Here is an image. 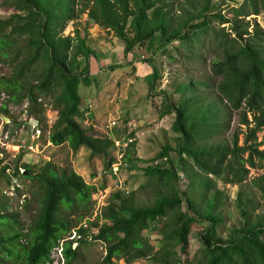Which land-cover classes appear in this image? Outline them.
Masks as SVG:
<instances>
[{"label":"trees","instance_id":"16d2710c","mask_svg":"<svg viewBox=\"0 0 264 264\" xmlns=\"http://www.w3.org/2000/svg\"><path fill=\"white\" fill-rule=\"evenodd\" d=\"M213 1L201 0V4L196 3L200 4L198 9L192 6L193 11L182 10L174 25L170 14L176 0H1L0 7L12 12L0 19V64L6 63L11 68L8 77L0 76V92L7 93L15 106L26 99L28 115L41 125L46 117L42 116L40 98L56 91L52 109L57 116L47 132V140L53 146L67 144L73 153L85 147L90 152V161L104 159L102 171H108L114 161L110 153L112 141L97 137L93 130L81 128L78 123L82 116L78 88L90 82L87 75L76 73L74 66L79 58L88 60L95 52L86 46L77 30L73 40L62 36L67 24L86 12L92 23L112 31L124 42L125 56L145 43L148 50L155 47L164 51L169 44L179 42L190 53L186 56L189 60H198L193 50L197 49V43H205L210 34V40L223 52V59L214 60L211 67L218 83L214 85L206 77L173 88L169 95L178 94V100L174 103L168 96L164 107L174 116L172 131L179 135L177 150L173 153L171 148L163 147L157 158L166 157L169 168L150 166L144 173L169 185L170 177L177 178L173 153L189 179V190L194 189V193L199 189L202 199L214 187L212 178L242 185L250 169L264 166V150L259 149L264 140L258 142L257 137L264 128V29L246 20L261 13L264 0H243L230 9V17L222 15L220 10L209 14ZM158 79L159 72L153 67L150 91ZM199 87L209 91L208 98ZM234 114L245 132L240 130L228 142L223 141ZM132 145L133 142L128 146ZM188 161L196 172L188 167ZM12 176L38 180L43 194L40 210L25 232L20 229L0 233V264L7 260L12 264L51 263V250L74 228L61 217L62 209L75 212V207L87 205L95 188L85 184L72 170L59 171L51 163H46L35 175L30 165H16ZM95 176L96 172L92 174ZM251 183L264 196V172ZM219 203L220 192L215 191L207 203L209 213L204 216L211 225L199 238L205 251V264H264V219L252 223L239 198L237 207L243 226L232 230L224 241L216 236L219 219L211 214ZM6 208L4 205L3 209ZM192 211V201L183 199L177 191L159 197L151 206H136L132 195L116 192L110 196L101 216L107 224L93 225L96 232L92 233L90 228H79L81 238L77 245L86 243L88 232L92 240L105 244L108 258L97 264H113L115 259L124 260L123 264L134 259H147L149 264H182L175 247L186 253L190 226L196 222ZM167 214L173 215L168 225L172 229L159 244L158 253H152L153 246L143 233ZM0 221L19 225L9 213L0 215ZM77 251V246L73 248L66 242L64 264H72Z\"/></svg>","mask_w":264,"mask_h":264},{"label":"rangeland","instance_id":"374dc122","mask_svg":"<svg viewBox=\"0 0 264 264\" xmlns=\"http://www.w3.org/2000/svg\"><path fill=\"white\" fill-rule=\"evenodd\" d=\"M197 2L202 3L201 0H176L170 14L174 25L182 10L193 11L192 6L198 9L200 4H196ZM242 2L243 0H214L209 14L220 10L222 15L230 17L228 14L230 9L239 6ZM77 8H80L79 4ZM11 12L0 7V19L8 17ZM246 20H250L251 23L256 22L264 29V9L258 16L251 15ZM213 25L217 28L215 24ZM75 30L84 37L86 46L95 52V56L88 60L79 58L74 66V71L87 75L90 82L88 86L81 85L78 88L82 99V116L78 119V123L81 128L93 130L97 137L111 140L113 144L110 153L112 156L123 153L126 167L121 168L117 176L110 179L108 174L102 171L105 160L96 158L93 162L90 161V152L85 147L73 153L67 144L53 146L47 140V132L57 116L56 111L52 109L56 91L40 98L44 108L42 116L45 115L46 122L39 124L38 152L33 154L25 149L17 151L14 145L19 139L22 138L26 144H29L28 127L22 128L21 123L18 122L20 116L14 109L15 105L11 103L7 93L0 92V215L9 213L19 224L14 226L12 221L5 223L0 221V233L6 234L20 229L25 232L40 210L43 189L39 181L13 177L16 165L18 167L22 164L30 165L32 174L35 175L42 171L46 163H51L59 171L65 168L72 170L82 178L85 184L95 188L91 194V201L87 205L75 207V212L62 209L61 217L74 226L71 232L83 224L91 230L95 228L93 225L107 224L101 216L112 195L114 180L125 184V188L129 191L128 195L133 196L136 206H151L159 197L170 196L177 191L182 194L183 199L192 201L191 215L196 218V222L190 226L186 253H181L179 247H175V251L181 258L182 264H205V251L199 238L200 234H203L211 225L204 216L209 213L207 203L215 191L220 192V203L211 214L219 219L215 225V233L222 240H228L232 230L243 226V218L237 207L239 198L245 210L249 212L252 223L259 218L264 219V196L251 183L254 178L263 174L264 166L257 165L254 169H250L242 185L226 184L212 178L214 187L206 194L205 199H202L199 197L201 193L199 189H196L194 193V189L189 190V179L173 154L177 150L176 138L179 135L172 131L174 116L165 109V98L171 96L175 103L179 95L169 94L176 85L190 80L202 81L207 77L208 82L212 80V84L216 85L219 79L214 77L211 67L214 60L223 59L222 50L210 40L209 34L205 43H197V49L193 50L195 53L193 55L199 58L198 60H189L186 56L190 53L184 50L179 42L169 44L164 51L155 47L148 50L145 43L142 46H136L128 56H125L124 42L118 40L112 31L92 23L86 12L81 14L78 20L69 22L62 36H69L73 40ZM127 34L130 35L129 32ZM153 67L159 72V79L150 91ZM10 74V66L6 63L5 66L0 64V76L8 77ZM199 91L208 98L209 91L202 87H199ZM164 92L167 94L162 95ZM27 104L29 106L28 101ZM2 105H5L4 110L1 108ZM237 119V115L234 114L230 127L223 134V141L228 142L231 136L241 132L240 130L245 132L243 126H238ZM21 120L23 121L24 117H21ZM26 121L29 122L30 119ZM112 121L115 123L114 126L110 125ZM129 130L133 133L132 146H126L122 142ZM4 132L7 133V138L2 137ZM257 137L258 142L264 140V128L257 133ZM242 138V135L239 136V146L242 145ZM163 147L173 150L172 159L176 165L177 178L170 177L169 185H165L164 181L159 183L157 178L144 173V169L150 166L169 168L166 157L157 158ZM259 149L264 150V144ZM187 165L190 168L194 167L191 161H188ZM192 169L196 172V168ZM94 172L96 176L92 177ZM240 192H242L241 197H239ZM4 205H7L6 209H3ZM183 209L184 205L181 206V210ZM80 215L81 218H79ZM172 221L173 215L167 214L165 218L151 224L143 233V237L153 246L152 253H158L159 244L172 229V226H168ZM71 232L70 235L67 233L58 241L59 249L63 250L66 242L72 246L77 244V238L69 239V236H72ZM92 232H96L95 229ZM85 242L77 245V256L72 264H97L108 258L106 245L101 241L87 239ZM52 257L55 258L53 253ZM146 262H148L147 259H134L129 264H149ZM123 263L124 260L121 259L113 260V264ZM5 264H12V262L7 260Z\"/></svg>","mask_w":264,"mask_h":264},{"label":"built area","instance_id":"2783aa9c","mask_svg":"<svg viewBox=\"0 0 264 264\" xmlns=\"http://www.w3.org/2000/svg\"><path fill=\"white\" fill-rule=\"evenodd\" d=\"M14 109L17 111L18 115L20 116L18 122L21 123L22 128L24 129V128L28 127V133L27 134L30 138L29 144H26L22 138L19 139L16 142V145H14V148H16L17 151H19L20 149H23V150L25 149L29 153H33V154L37 153L38 152L37 142L40 139V129H39L40 126L33 119V117H31V116L29 117L27 100L25 99L21 104L15 106ZM21 117H24L23 121L21 120ZM27 119L28 120L30 119V121L29 122L26 121ZM110 125L114 126L115 125L114 121L110 122ZM132 127L134 128V126H132ZM23 129H22V131H23ZM131 131L132 130L127 131L125 138L122 140L123 144H125L126 146H128L129 144H131L133 142V139L131 137H129V134L131 133ZM2 137L7 138L8 137L7 133L4 132ZM123 156H124L123 153H117L116 156H114V154H113L114 161L110 165L108 171H103L104 174H108L107 176L110 179H112L114 176H117V174L120 172L121 168L126 167V161H125V158H123ZM19 171L23 172V170L21 168L19 169ZM113 183H114L113 184L114 187L112 188V191H111L112 194L116 193V192H122L125 194L129 193L128 189L125 188L126 186L124 183L122 184V183L118 182V180H114ZM80 228L86 229L87 227H85V224H83V226H80ZM78 230H79V228L77 230H74L71 232L72 236H69L70 240L77 238V241H78L81 238V235L78 233ZM90 233H92V230L90 231ZM85 239L91 240V236H90L89 232H88V235L85 236ZM52 253L55 255V258L57 260H55V258L52 257ZM50 254H51L50 258L53 261V262H51V264H53L54 262H55V264H63L64 263V261H63L64 260L63 250L61 248L59 249V243L55 248H53L51 250ZM48 264H50V263H48Z\"/></svg>","mask_w":264,"mask_h":264},{"label":"water","instance_id":"95a60500","mask_svg":"<svg viewBox=\"0 0 264 264\" xmlns=\"http://www.w3.org/2000/svg\"><path fill=\"white\" fill-rule=\"evenodd\" d=\"M75 247H76V244L73 245V248H75Z\"/></svg>","mask_w":264,"mask_h":264},{"label":"clouds","instance_id":"9594fccd","mask_svg":"<svg viewBox=\"0 0 264 264\" xmlns=\"http://www.w3.org/2000/svg\"><path fill=\"white\" fill-rule=\"evenodd\" d=\"M70 233V232H69ZM76 246H77V244H76ZM51 262H52V260H51ZM48 264V263H47Z\"/></svg>","mask_w":264,"mask_h":264}]
</instances>
